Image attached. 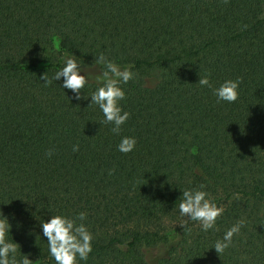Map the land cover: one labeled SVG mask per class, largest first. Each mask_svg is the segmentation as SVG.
<instances>
[{
    "label": "trees",
    "instance_id": "16d2710c",
    "mask_svg": "<svg viewBox=\"0 0 264 264\" xmlns=\"http://www.w3.org/2000/svg\"><path fill=\"white\" fill-rule=\"evenodd\" d=\"M101 54L134 73L119 135L88 107ZM70 55L80 100L52 80ZM205 75L239 78L237 101L217 103ZM186 189L223 210L215 230L185 228ZM81 212L92 252L78 264H264V0H0V213L17 259L55 264L40 223Z\"/></svg>",
    "mask_w": 264,
    "mask_h": 264
},
{
    "label": "clouds",
    "instance_id": "9594fccd",
    "mask_svg": "<svg viewBox=\"0 0 264 264\" xmlns=\"http://www.w3.org/2000/svg\"><path fill=\"white\" fill-rule=\"evenodd\" d=\"M94 63L103 65V71L97 77V81L102 83L88 97L90 98L88 107L97 106L103 115L102 123L111 124L112 132L119 135L121 126L129 117V113L123 111L120 106V102L125 99V92L121 85L132 80L134 73L129 68L121 70L120 66L107 60L103 54L95 57ZM81 73L78 59L70 55L64 58L63 66L55 72L52 80L60 81L62 78L60 88L69 90L74 99L80 100L82 98L81 90L88 82L87 77ZM41 79L45 85L50 83L45 74ZM197 84L201 88H210L217 103L232 104L238 99L239 78L225 80L218 87H212L208 76L205 75L199 77ZM135 145L134 137H122L117 145V151L128 154L134 150ZM76 151H78V146H73V152ZM47 155L51 156L52 152L49 151ZM203 187V185L200 186V188ZM207 196L205 191L199 189H186L182 192L178 211L180 217L185 218V228L189 222L194 221L200 224L201 231L215 230L217 217L222 214L223 210L207 199ZM85 220L86 214L81 212L72 218L64 215H52L47 222L40 223L42 235L47 241L49 256L55 264H78V261L86 262L88 260L89 254L92 252V234L88 231L84 223ZM243 226V221L232 225L225 231L222 239H218L214 243L212 249L217 254L223 253L232 244L233 236L238 234ZM10 228L8 219L0 213V264H33L27 255L20 254V259H17L16 254L19 246L11 239Z\"/></svg>",
    "mask_w": 264,
    "mask_h": 264
}]
</instances>
